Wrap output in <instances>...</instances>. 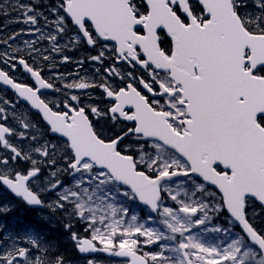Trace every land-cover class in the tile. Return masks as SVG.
Instances as JSON below:
<instances>
[{
    "label": "snow or ice",
    "instance_id": "obj_1",
    "mask_svg": "<svg viewBox=\"0 0 264 264\" xmlns=\"http://www.w3.org/2000/svg\"><path fill=\"white\" fill-rule=\"evenodd\" d=\"M14 7L15 22L30 27L0 40V84L15 94L0 97L8 151L0 196L36 222L14 233L0 223V264H69L57 232L85 264H101L97 253L124 264H264V0H251L254 10L249 0H57L47 14L36 0ZM41 20L55 31L45 34ZM25 33L48 40L45 52L90 47L97 54L87 59L107 76L51 82L39 64L51 57L37 41L9 43ZM18 66L32 83L16 79ZM14 137L31 143L18 147ZM128 201L156 213L159 227L151 215H129ZM13 207L0 203V216ZM222 215L225 226L212 223Z\"/></svg>",
    "mask_w": 264,
    "mask_h": 264
},
{
    "label": "flooded vegetation",
    "instance_id": "obj_2",
    "mask_svg": "<svg viewBox=\"0 0 264 264\" xmlns=\"http://www.w3.org/2000/svg\"><path fill=\"white\" fill-rule=\"evenodd\" d=\"M32 0H0V6H2L3 11H0V40L7 39L9 36L14 34L15 32L19 31L20 29H25L30 27L29 25H24L22 23H16L15 21L20 18V13L18 10L15 9V5L17 3H31ZM37 5L40 6L38 8L39 11L46 12V8L44 6L48 5L49 3H55L57 0H36ZM4 12H7V15L4 14ZM51 19V17H50ZM39 27L45 32V34L49 31H55L53 28H47L44 25L43 20H41ZM24 41H37V47L44 52L45 55H50L51 59L50 61L46 62L43 60L39 61V64L42 68H44V71L42 72V75H44L47 79H49L51 82L55 84H62L65 82H71L73 80H76L77 73L81 77H86L88 79L96 78L97 83L99 80L103 77H106L107 74L104 73L103 69L101 68L100 73L96 72L97 66L89 67L88 66V56L96 55V51H93L91 48L87 46L79 47L75 50L66 49L63 52L60 53H53V52H45V49L51 48V43L46 39L40 38V33L35 34H23L21 36H17L16 40L9 41L10 44H12V47H21L24 48ZM66 40H62L61 44L65 43ZM19 43V44H18ZM6 48V45L0 44V52L4 51ZM64 55L69 56L71 59L69 62L64 63L62 61V57ZM83 59L85 61L84 65L81 67L77 61ZM107 63V62H106ZM98 64V63H97ZM51 65V69L50 66ZM98 66H100L98 64ZM0 67H4L3 63H0ZM13 73L10 72V75ZM54 74H62V79H53ZM16 79L23 80L28 83H32V80L28 76L27 73H24L22 69L18 66L14 73ZM88 93V96L91 97L93 101L100 99V90L98 89H88L86 90ZM71 94H78L82 95L81 90H70ZM51 90H46L45 95H50ZM0 97H3L8 100H14L15 94L14 91L9 89L8 87L0 84ZM82 99H85L87 102V97L82 95ZM27 111L26 102L19 104L16 106V112L17 113H23ZM34 111V110H33ZM12 107L10 106L8 108V113L11 114ZM35 119H39V117H35ZM14 126L19 128V125H16L14 121H10ZM49 139H53L51 136ZM12 142L16 144L18 147H27L31 141L28 140H20L18 138H13ZM53 142H55L53 140ZM8 154V151L3 148L2 145H0V156H5ZM38 159H44L42 157H37ZM28 165L21 162L20 167L24 168ZM6 202V198L4 196H0V203ZM19 214L22 215V210H19ZM4 217V216H1ZM0 223L7 226V232H13L14 230L10 229L11 226H9L3 219L0 218ZM6 232V234H7ZM63 251L66 261L70 262L72 260L73 252H72V245L70 243L63 244ZM71 250V252L69 251ZM76 264H81L82 260H74Z\"/></svg>",
    "mask_w": 264,
    "mask_h": 264
},
{
    "label": "rangeland",
    "instance_id": "obj_3",
    "mask_svg": "<svg viewBox=\"0 0 264 264\" xmlns=\"http://www.w3.org/2000/svg\"><path fill=\"white\" fill-rule=\"evenodd\" d=\"M249 2H251V0H249ZM250 10H253V9H251L250 8ZM131 215V214H130ZM152 226V225H151ZM153 227H159V225L158 224H156V223H154V226ZM213 237H216L217 239H218V236L215 234Z\"/></svg>",
    "mask_w": 264,
    "mask_h": 264
},
{
    "label": "bare ground",
    "instance_id": "obj_4",
    "mask_svg": "<svg viewBox=\"0 0 264 264\" xmlns=\"http://www.w3.org/2000/svg\"><path fill=\"white\" fill-rule=\"evenodd\" d=\"M19 44V43H18Z\"/></svg>",
    "mask_w": 264,
    "mask_h": 264
}]
</instances>
